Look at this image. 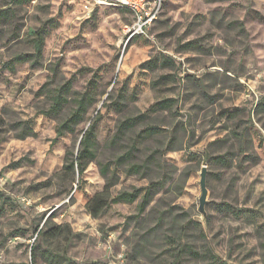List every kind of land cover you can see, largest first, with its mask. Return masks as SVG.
I'll list each match as a JSON object with an SVG mask.
<instances>
[{"label":"rangeland","instance_id":"rangeland-1","mask_svg":"<svg viewBox=\"0 0 264 264\" xmlns=\"http://www.w3.org/2000/svg\"><path fill=\"white\" fill-rule=\"evenodd\" d=\"M84 2L0 0L8 10L0 21V264H169L183 244L194 253L182 264H264V0H163L145 34L128 42L127 10L88 13ZM40 27L39 62L9 69L15 55L33 53L29 30ZM68 79L98 102L75 133L53 142L58 119L41 111L51 104L48 90ZM162 100L164 108L150 110ZM98 110L95 160L72 183L61 172L66 152L76 151ZM142 113L124 144L135 142L140 160L156 150L163 169L146 177L118 171L111 194L139 196L94 217L87 204L106 182L98 164L121 151L106 143L119 120ZM24 126L34 135L20 139ZM160 179L138 214L145 188Z\"/></svg>","mask_w":264,"mask_h":264},{"label":"trees","instance_id":"trees-1","mask_svg":"<svg viewBox=\"0 0 264 264\" xmlns=\"http://www.w3.org/2000/svg\"><path fill=\"white\" fill-rule=\"evenodd\" d=\"M121 9V8H120ZM125 10V9H124ZM7 8L0 9V21L3 18H7ZM29 34L32 36L33 53L32 54H17L13 60L7 63L9 69H13V62H30L31 66L36 65L42 57V50L45 42V30L40 27L36 30H29ZM170 58L166 57L161 60V65L170 62ZM58 63H54L49 68L52 76L50 80L54 81L58 74ZM71 80H64L57 83L50 92V106L41 111V114L49 118L58 119L55 128V142L58 138L63 137L66 134H73L77 131L80 124L86 121V117L91 109L96 110V104L98 102L96 96L90 91L80 92L72 89ZM107 99H111V95L108 94ZM117 104V103H115ZM70 107L69 113L60 117L61 113ZM165 101H159L150 107V110L156 108H164ZM147 113L138 115L126 116L119 120L115 132L112 137L107 141L106 146L112 149L121 150L117 153L112 163L98 164L100 175L105 179V186L102 192L96 194L87 204L88 212L94 216H99L107 207L111 204L125 202H134L140 194L139 189L133 190H121L116 195L111 194V188L117 183L119 178L118 171H122L128 175H139L142 177L148 176L152 171L163 169L161 159L157 155V151L154 150L149 153L143 159H139L137 153L139 148L135 142H131L129 145L124 144V141L133 129L140 123L144 122ZM99 119V110L96 113V117L93 118L91 123L86 129L81 131V135L78 141V147L76 151L68 150L66 152L65 161L62 167V174L67 175L73 183L74 176L77 173L81 176L86 170L88 164L95 160L96 157V144L93 141L94 127ZM22 122H18L17 125H21ZM154 130L152 127L146 128V132L151 133ZM17 137L24 139L28 136L34 135L33 130L24 126L17 134ZM215 160L222 164H227L228 160L225 156H217ZM18 162H14L13 165H17ZM111 164L113 168L111 169ZM164 181H150L145 188L144 193L141 195L140 203L137 206L138 214L143 213L148 204L151 202L154 194L157 193L160 187H162ZM45 232L42 233V236ZM185 252H193L192 248L183 244L179 247L177 253L174 254V259L169 264H182V255ZM64 259L67 261L68 258ZM212 264H216L214 261Z\"/></svg>","mask_w":264,"mask_h":264},{"label":"built area","instance_id":"built-area-1","mask_svg":"<svg viewBox=\"0 0 264 264\" xmlns=\"http://www.w3.org/2000/svg\"><path fill=\"white\" fill-rule=\"evenodd\" d=\"M163 0H85L84 9L89 13L97 7L114 6L131 14V21L124 24L123 34L126 42L145 34L147 28L156 20Z\"/></svg>","mask_w":264,"mask_h":264},{"label":"water","instance_id":"water-1","mask_svg":"<svg viewBox=\"0 0 264 264\" xmlns=\"http://www.w3.org/2000/svg\"><path fill=\"white\" fill-rule=\"evenodd\" d=\"M206 175H207V170L205 167H203L200 173V181H199L200 196L198 199V210L202 214L203 217L206 216L205 206L208 203V200H207L208 190L206 187Z\"/></svg>","mask_w":264,"mask_h":264}]
</instances>
